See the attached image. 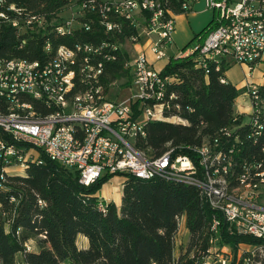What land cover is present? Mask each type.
I'll return each mask as SVG.
<instances>
[{
    "label": "built area",
    "instance_id": "2783aa9c",
    "mask_svg": "<svg viewBox=\"0 0 264 264\" xmlns=\"http://www.w3.org/2000/svg\"><path fill=\"white\" fill-rule=\"evenodd\" d=\"M170 0H69L50 18H28L22 13V22H11L10 13L2 12L0 1V32L10 27L16 32L14 48L23 47L26 53L28 38H34L35 58L11 57L0 61V107L7 113H16L17 122L0 121V181L8 182L9 167L26 171V159L43 157L74 170L79 183L88 186L105 175L132 177L138 174L190 175V182L198 189L218 190V201L209 203L213 211L214 236L202 255V264H238L242 247L264 252V174H255V167L264 164V146L259 152L243 153V144L250 137L264 135L260 121L264 120V95L259 85L250 83L245 95L250 107L246 121L229 125V132L213 135L216 147L208 144L188 146L186 152L169 151L161 158H142V149L136 142L146 135L145 126L151 120H169L164 109L169 100L159 107H151V98L173 78L163 75L148 58L149 50L155 60L169 59L173 45L175 11L167 6ZM182 12L192 8L197 0H174ZM215 10L216 25L208 31L201 43L193 48L179 50L173 56L185 57L196 53V61L211 63V55H222V62L243 64L249 76L264 60V0H205ZM53 28L54 38H44V29ZM98 39L76 40L67 45L59 43L52 48V40L72 33H97ZM121 32V39H114ZM147 44V49L140 46ZM80 46L89 47V56L80 57ZM119 46V53H112ZM93 50H101V57H93ZM54 52H76V59L55 62ZM102 55H109L112 63L126 55L123 67L126 75L110 81L112 86L126 84L136 91L123 101L111 99L108 92L94 94L95 71L103 69ZM125 58V57H124ZM81 68H92V75L82 76ZM58 79V86H51ZM67 79H74V87H67ZM169 99L173 95L168 96ZM29 119V126H22ZM178 121L181 119L177 118ZM235 126H242V135H235ZM79 128H88L87 143H77ZM249 181H259V188H249ZM245 182V190L238 201H225L227 189ZM98 207L105 211L107 200L98 197ZM222 202H230V210H221ZM42 205V200H38ZM179 225L180 216H176ZM228 234H243L262 240L250 245L240 244L234 262V253L227 244H221L220 226ZM189 234V233H188ZM186 247L177 242L175 254ZM241 251V250H240ZM248 251V250H247ZM242 264L253 263V254H243ZM29 264V263H27Z\"/></svg>",
    "mask_w": 264,
    "mask_h": 264
},
{
    "label": "trees",
    "instance_id": "16d2710c",
    "mask_svg": "<svg viewBox=\"0 0 264 264\" xmlns=\"http://www.w3.org/2000/svg\"><path fill=\"white\" fill-rule=\"evenodd\" d=\"M68 1L5 0L47 18L59 12ZM167 6L175 13L182 12L174 0ZM215 25L213 19L194 39L198 37L201 43ZM101 35L100 32L72 33L52 40V46L71 45L78 39L94 40ZM44 38H54V34H44ZM15 41L13 28L2 27L0 55L38 56L34 38H28L26 47L33 49L29 54L23 47L14 48ZM195 55L194 52L185 57L172 56L162 70L163 75L173 78L165 83L164 97L160 100L164 104L169 100L170 106L164 109V114L181 121L146 123V135L136 146L149 155H160L169 147L186 152L188 146L199 144L229 126L236 116V122H240L250 115L235 110V100L245 88H237L224 80L227 66L216 67L214 62L206 68L199 66ZM125 59L126 55H121L114 63L105 64L108 74L101 77L105 92L110 81L127 74L123 67ZM126 86L127 83L123 87ZM259 92L264 95V85L259 87ZM169 95L173 97L169 99ZM246 144L245 154L258 152L264 139L254 138ZM42 159L38 164L29 163L24 173L9 176L6 186H0V264H18L17 260L29 264H201L212 235L213 211L195 187L176 181L129 177L122 186L121 205L117 207L107 201L102 211L96 194L113 175L102 176L85 186L79 183L74 170L45 157ZM38 200L43 204L39 205ZM176 216L185 217L189 233L186 249L178 255L174 252L180 225V222L176 224ZM220 233L221 244L233 250V263L240 244L262 242L249 235L228 234L223 224ZM79 234L87 238L86 248L78 247ZM29 241L36 243L37 250H29ZM244 257L241 256L238 264H242ZM251 259L253 263L264 264L254 257Z\"/></svg>",
    "mask_w": 264,
    "mask_h": 264
},
{
    "label": "bare ground",
    "instance_id": "6f19581e",
    "mask_svg": "<svg viewBox=\"0 0 264 264\" xmlns=\"http://www.w3.org/2000/svg\"><path fill=\"white\" fill-rule=\"evenodd\" d=\"M3 3H6L5 0H0ZM13 10H17L18 13H10V21L11 22H22V13L27 14L28 18H43L44 16L33 13L28 11L22 7H19L13 3H6V5H2V12H13ZM47 31L44 34H54L53 28L46 29ZM121 36V32H114V37ZM22 48V47H20ZM52 48H54L52 46ZM56 48H59L57 46ZM119 52V46H112V53ZM89 56V47L88 46H80V57H87ZM13 57V56H11ZM15 57V56H14ZM93 57H101V50H93ZM68 59H76V52H68V53H61V52H54V61L55 62H68ZM0 61H7V56L0 55ZM107 62H112V58L109 55H102V65L103 69ZM199 66L205 67V61H196ZM211 62L218 63L222 62V55H211ZM81 75L82 76H89L92 75V68H81ZM103 76V71H95V78H94V94H104V87L101 83V77ZM51 86H58V79H51ZM67 87H74V79H67ZM164 88L159 90V96L151 98V107H159L161 104H164L160 101L164 97ZM108 90V89H107ZM107 92V91H106ZM0 121H6L9 123H16L17 122V115L16 113H7V107H0ZM22 126H29V119H22ZM260 128H264V120L260 121ZM229 132V126L220 130L219 133H227ZM87 135H88V128H79L77 131V143L78 144H86L87 143ZM235 135H242V126H235ZM264 139V135H254L250 137L252 139ZM203 144H208V147H216V139L213 137L204 138L201 141ZM261 146H264L262 144ZM247 148V144H243V149ZM174 150L172 147L167 148L162 154L154 156V158H161L168 155L169 151ZM261 150V147L260 149ZM253 152V151H252ZM249 151L247 154H252ZM257 152V151H256ZM259 152V151H258ZM245 153V152H243ZM142 158H151V155L147 154L145 151H142ZM29 163L38 164L41 163L39 159H26V168ZM25 171H17V167H9V174H22ZM255 174H264V164H258L255 167ZM132 177L140 178L144 180L150 179H162L165 180V174H157V175H149V174H138L132 175ZM122 181L124 182L128 177H121ZM167 181H176L182 182L184 184L190 185L195 187L200 196L207 201V190L205 189H198V184L195 182H190V175H180V174H168ZM0 186L2 187V182L0 181ZM249 188H259V181H249ZM245 190V182H238L236 183L235 189H227V193H225V201H238L239 194H242ZM218 201V190H211L208 193V204L215 203ZM221 210H230V202H222L221 203ZM185 226V217L181 216L180 218V225L179 231L181 230L182 226ZM179 231L177 234H179ZM211 238L214 236V218H212L211 222ZM177 234L175 237V249L177 247ZM18 264H27L20 260H17ZM202 264V262H201Z\"/></svg>",
    "mask_w": 264,
    "mask_h": 264
},
{
    "label": "crops",
    "instance_id": "0c3cea01",
    "mask_svg": "<svg viewBox=\"0 0 264 264\" xmlns=\"http://www.w3.org/2000/svg\"><path fill=\"white\" fill-rule=\"evenodd\" d=\"M216 13L217 12L215 10L208 8L206 6L205 0L195 1L192 4V8L186 13H183V12L176 13L175 14V31L173 33V45L168 50L170 57H172L177 51H179V50L182 51V49H179V47L183 46L188 39H190L194 35H197L199 32H201V30H203L205 28V26H207V24H209L214 19V17L216 16ZM140 47L147 49V44H144ZM186 49H183V50H186ZM147 55H148L149 60L153 64V66L156 67V69H158L160 71L163 70V68L165 67V65L169 61V59L155 60L153 54L149 50H147ZM234 64L240 65L243 68L244 74H245L244 78L242 80H240V82H238V83H234L232 81V79L230 77V73H229L230 67ZM246 73H247V67L245 65L230 62L229 65H227L224 80L231 82L237 88H245L246 89V86L250 83H254V84H257L259 86L264 85V60H262V62H260L257 65V67L252 71V73L249 76H247ZM128 88L129 87H124L123 89L128 90ZM107 92H108V90H107ZM108 97L110 98V96H108ZM126 98H128V97H126ZM126 98L119 100V101H123ZM111 99H113V98H111ZM116 100H118V99H116ZM235 110L237 113H241L244 115L249 114L250 107H249L248 100H247L245 95L241 94L239 97L236 98ZM246 119L247 118L245 117L243 120L246 121ZM118 177H120V176H118ZM111 179H109L104 184L108 183ZM123 183L124 182L120 178V180H118V182L116 184L117 185L120 184L122 187ZM96 195L98 197H102V198L108 200L109 202H114L117 207H119L121 205L122 188H121L119 194L116 195L115 199L108 196V193H106L102 189V187L97 192ZM6 228H7V226H6ZM76 242H77V245L79 248H86L88 246V240L82 234H79L77 236ZM32 243H34V242L31 241V245L33 246ZM33 249H34V246H33ZM20 257H21L20 254H17V258L21 259Z\"/></svg>",
    "mask_w": 264,
    "mask_h": 264
},
{
    "label": "rangeland",
    "instance_id": "374dc122",
    "mask_svg": "<svg viewBox=\"0 0 264 264\" xmlns=\"http://www.w3.org/2000/svg\"><path fill=\"white\" fill-rule=\"evenodd\" d=\"M183 13H186V12H183ZM195 36L196 35H194L193 37L188 39L183 46L179 47V49L183 50L185 48H193L194 46H196L198 44V37H196V39H194ZM229 73H230V77L234 83L240 82V80H242L244 78V75H245L243 68L238 64L232 65L230 67ZM123 86H124L123 84H120L119 86H112L110 89L108 88V96H110V98H113V99L122 100L126 97H130L136 91V88L134 85H131V88H128V90H124ZM169 120L178 121V119L176 117H170ZM111 178H110L111 180L108 183H106L102 186V189L106 193H108V196L115 199L116 195L119 194V192L122 188L120 184H118V185L116 184L118 182V180H120L121 177H118L117 175H113ZM121 180H122V178H121ZM188 240H189V234H188L185 226L183 225L181 230L179 231V234H177V242H181L182 245L184 247H186L188 244ZM32 244L34 246V249L37 250L36 243L34 242ZM33 246L31 245V241L27 242V247L29 248V250L33 249ZM240 250L238 251L240 254L239 258L243 254H248L249 252H251L253 254L254 258L259 259L260 261L264 262V252H260L258 250H252L248 247H242ZM178 254L179 253L177 252L176 255H178Z\"/></svg>",
    "mask_w": 264,
    "mask_h": 264
}]
</instances>
